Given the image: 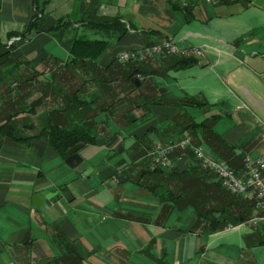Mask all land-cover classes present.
<instances>
[{
    "label": "crops",
    "instance_id": "1",
    "mask_svg": "<svg viewBox=\"0 0 264 264\" xmlns=\"http://www.w3.org/2000/svg\"><path fill=\"white\" fill-rule=\"evenodd\" d=\"M186 2L188 20L170 7L169 0H38L44 16L38 20L36 32L29 31L25 39L13 36L7 43L14 41L12 57L22 56L29 66L35 67H40L47 53L66 59L69 40L79 30L99 31L101 39L107 40L96 57L101 65L121 50L150 45L165 36L170 40L177 37L173 42L178 41L180 48L201 45L196 64L169 70L165 77L154 79L164 103L151 105V120L130 133H145V139L154 136L151 143L167 138L159 136L161 130L145 129L151 124L158 126L172 115L176 97L198 93L208 103L221 102L214 106L233 107L231 114L224 107L223 114L213 123V129L225 141H243L247 155L254 152L251 157L264 156V0ZM31 6V0H0L3 41L6 32L24 28ZM94 15L117 16L127 29L116 36L113 29L88 28L81 21L82 16L90 19ZM57 20L69 24L47 31ZM208 40L219 45L210 46ZM158 58L151 59L153 66L160 63ZM171 71L174 75H170ZM212 107L198 112L207 116L213 113ZM106 139L99 138L97 146L107 148ZM87 146L77 153L81 156ZM98 156L96 150L87 158L95 160ZM81 157L91 167L83 178L63 162L44 136L19 140L0 136V264L231 262L208 247L209 238L223 229L207 234L190 230V210L160 213L157 197L130 181L127 186L120 182L122 189L113 192L89 182L92 174L98 175L107 166L109 178L119 184L115 174L125 178L130 163L140 161H87ZM140 166L139 172L150 164ZM41 191L54 194L36 205L32 195ZM255 237L254 230L243 234L245 246L261 244ZM237 260L236 264H257L241 251Z\"/></svg>",
    "mask_w": 264,
    "mask_h": 264
},
{
    "label": "trees",
    "instance_id": "2",
    "mask_svg": "<svg viewBox=\"0 0 264 264\" xmlns=\"http://www.w3.org/2000/svg\"><path fill=\"white\" fill-rule=\"evenodd\" d=\"M169 2L172 9L180 11L185 20L189 19L186 16L187 2L185 5H181L180 0ZM31 5V14L24 28L21 31L6 32L5 41L0 38V136L16 140L44 136L48 145L62 159L78 152L84 145L95 144L103 137L97 133L100 131H103L107 138L105 145L113 143L114 138L121 133L119 130L106 131L105 123L108 119L113 125H130L138 119L139 126L148 123L152 118L150 106L164 103L154 77H165L169 70L185 69L198 61L194 55H164L158 56L160 63L153 66L151 59L139 64L134 61L119 62L114 56L101 65L97 63L96 57L107 40L74 35L69 40L68 57L65 60L61 61L47 53L41 59L40 67L29 66L24 57L11 56L14 41H7L13 36L25 39L29 31L36 32L38 20L44 13L38 0H31ZM81 21L91 29H113L117 32L116 36L127 29L117 16L106 18L94 15L90 19L82 16ZM66 24H69V21L57 20L47 31ZM162 39L169 38L165 36ZM146 45L149 44L145 43L143 46ZM45 72L49 79H46L48 82H45V85H41L40 77H43ZM134 79L139 81L138 86L135 85ZM43 86L49 87L50 91H45L41 88ZM54 88L56 92L52 91ZM35 91H40L41 95L30 98V93ZM46 93L49 96V104L56 98L60 107L49 108L43 114H37V107ZM220 103H208L198 93L184 94L175 98V110L172 115L165 117L158 126L148 125L145 130H161L167 136L164 142L189 135L192 143L203 144L210 149L214 157L223 160L228 167L237 171L243 157L247 155L242 147L243 141L228 143L213 129V123L219 118V113H211L197 120L187 110H201ZM121 108L123 109L118 113L117 110ZM69 110L73 112L71 122L66 119ZM131 110H140L141 114H129ZM103 112L104 117L99 118ZM25 114L32 117L29 122H26L29 119ZM15 134L24 136L16 137ZM144 134L132 135L134 156H143L145 153ZM176 154L182 157L180 163L186 162V165L177 164L171 169L147 166L139 172V178L135 181L157 197L163 211L190 210L192 216L189 229L205 234L247 221L252 213L250 200L225 190L212 172L192 162L188 149L176 151ZM143 176L145 181L141 182ZM126 181H129L127 177L123 178L121 183ZM261 227L264 232V225ZM255 230L259 233L258 229ZM261 235L264 234L258 236V243L264 242Z\"/></svg>",
    "mask_w": 264,
    "mask_h": 264
},
{
    "label": "rangeland",
    "instance_id": "3",
    "mask_svg": "<svg viewBox=\"0 0 264 264\" xmlns=\"http://www.w3.org/2000/svg\"><path fill=\"white\" fill-rule=\"evenodd\" d=\"M193 25H199L198 22H192ZM190 24V25H192ZM77 36H84L85 38H101L102 37V34L99 32V31H82V30H79L77 31V33L75 34ZM177 37H174L173 40H171L172 42L176 40ZM208 44L210 46H216V45H219L217 42L215 41H211V40H208ZM175 44L177 46H179V42L176 41ZM193 44V43H192ZM195 45V43L193 44ZM201 47V45L199 46ZM199 47H191V48H198ZM200 51V49H199ZM193 53V52H192ZM189 54V55H193V54ZM200 54H194V56H199ZM158 57V56H157ZM201 56H199L200 58ZM155 57H152V58H147L145 60H142V61H135V63H145V62H148L149 59H153ZM65 59V58H64ZM64 59H62L61 61H63ZM170 75H174L173 72L171 71L170 72ZM175 76H177L175 74ZM46 79H49V76L48 74L45 72L43 74V77H40V82L41 85H45V82H48ZM154 79L156 80H159L160 78L158 76H155ZM180 79V78H179ZM187 79H190V78H187ZM177 80H178V77H177ZM179 83H182L181 80H179ZM47 85V84H46ZM43 89H45V91H50L49 87L47 86H43L41 87ZM52 91H55L56 92V88L52 89ZM50 94V92H47ZM45 94V96H43L41 98V101L42 103L39 104V106L37 107V114H43L45 111H47L49 108H53V109H58L60 107V103L57 101V100H53V101H50L51 103L49 104V96L48 94ZM123 93V92H121ZM120 93V94H121ZM41 95V92L40 91H35L34 93H30V98L31 97H38ZM224 107L226 109H228V112L231 114V112H233V107L231 108H228L225 104H224ZM224 107H218V106H213L212 107V110L211 112L213 113H219V114H223L224 112ZM123 108L117 110V112L119 113L120 110H122ZM209 112V113H211ZM116 113V111H115ZM139 113L141 114V111H137V110H131V112L129 114H132L134 116H137L139 115ZM188 113L195 116L196 119H201L203 118L205 115H201L199 112H198V109L197 108H189L188 109ZM21 116V115H20ZM26 118H28L29 120H27L26 122H29L31 120L32 117H30L29 115L25 114ZM73 116V112H71L70 110L68 111V115H67V120L68 122H71V120H73L72 117ZM103 118L104 117V112L100 114L99 118ZM140 120H135L133 122L130 123V125H123L121 123H118V125H113L110 123V120L108 119L107 122L105 123V129L106 131H108L109 129L111 130H119L121 134H118L117 137L114 138V142L111 143V144H108L106 145L107 148H105L104 146L100 147V146H97V144H93V145H88L86 149L82 150L80 152L81 156H83L87 161H140V163L138 162L137 164H131L125 169V173H126V177L128 178V180L130 182H132V185L135 184V181L138 180V174H139V170L141 168L140 165L143 166V163H149L150 164V167H153L155 165L152 164V161H151V150H152V146L155 142H164V140H166V138H161V139H156V141H154L153 143L152 142V139L154 140V136L153 137H149L148 139H143V142L146 144L145 147L143 148V152L144 155L143 156H134L133 154L135 153V150H134V146L132 147L133 143H134V139L133 137L131 136L132 134L130 133L133 129L137 128L139 126V123ZM116 126V127H115ZM219 129V127H218ZM99 135L105 137L104 135V132L103 131H100V132H97ZM160 137L164 136V137H167L165 133L161 132L159 133ZM124 136V137H123ZM183 137V136H181ZM180 137V138H181ZM106 138V137H105ZM174 139H178V138H172V140ZM151 140V142L149 141ZM170 140V141H172ZM132 141V143H131ZM194 144V143H193ZM203 145V144H201ZM139 147V146H138ZM142 149V148H141ZM98 151L100 156L98 157H94V159H91V158H87L89 155H91V153H93L94 151ZM131 153V154H130ZM250 154V156H254L255 153H248ZM216 158V157H215ZM184 161V160H183ZM179 162V166H183V165H186V162H183V163H180V160H178L174 165H177V163ZM172 166L171 168L175 167V166ZM178 166V165H177ZM107 166H105V168H103V171H101V173H99L98 175H94L92 174L90 176V179H89V182L91 185L93 186H96L97 188H101V187H105V188H108L111 192L113 191H117V189H122L121 188V180L124 178H122V176H119L121 174H115V176H117L116 178L118 179L119 181V184L113 182L110 178H109V169L106 168ZM158 167V166H157ZM161 168V167H160ZM171 168H162V169H171ZM203 169V168H202ZM209 171V170H208ZM131 172V174H130ZM122 178V179H121ZM144 176L143 178L140 179L141 182H144ZM216 179V177H215ZM129 181H126L124 182L125 183H129ZM123 186V185H122ZM161 212H164L162 208H160V213ZM191 216H192V213H190ZM190 216V218H191ZM250 218V217H249ZM190 223V221H189ZM262 225L261 224H257V225H254V224H250V223H241V224H238V225H235V226H231V227H225L221 233L219 234H216L212 237L209 238V245L208 247L210 248H215L214 249V253H216L217 255L219 256H222V257H228L229 260L231 261L230 263L228 264H236L238 263L237 261V256L239 254V252H244L246 254V256H248L251 260H254L255 263L257 264H264V242L261 243V244H255V245H249V246H245L244 244V240L242 239V235L247 233V232H251L252 230L256 231L255 229H258V232L257 233V237L256 238V241L258 239V236L262 233L264 234V232H262ZM258 227V228H257ZM261 227V228H260ZM186 228H188V225H186ZM262 238H264V235H261ZM222 245H221V244ZM257 243V242H256ZM220 245V246H219Z\"/></svg>",
    "mask_w": 264,
    "mask_h": 264
},
{
    "label": "built area",
    "instance_id": "4",
    "mask_svg": "<svg viewBox=\"0 0 264 264\" xmlns=\"http://www.w3.org/2000/svg\"><path fill=\"white\" fill-rule=\"evenodd\" d=\"M187 0H180L185 5ZM215 3L219 0H203ZM193 52V53H192ZM200 54L198 48H180L169 39H161L137 49H124L116 54L119 62L142 61L147 58L164 55ZM189 150L190 159L199 167L212 172L220 185L229 193L238 195L252 202V213L247 223L264 225V156L245 155L240 168L234 171L227 164L201 144H193L191 136L184 135L172 141L155 142L151 150L152 164L161 168H171L182 157L176 151ZM245 223V222H243ZM228 228L231 225L227 226Z\"/></svg>",
    "mask_w": 264,
    "mask_h": 264
},
{
    "label": "water",
    "instance_id": "5",
    "mask_svg": "<svg viewBox=\"0 0 264 264\" xmlns=\"http://www.w3.org/2000/svg\"><path fill=\"white\" fill-rule=\"evenodd\" d=\"M134 83L136 86L139 85V81L137 79H134ZM63 162L74 170L76 175L79 177H84L91 171V167L88 166V163L82 159V157L77 153H71L63 158ZM128 183H125L124 186H127ZM54 192H47V191H41L39 194L32 195V202L36 205H39L41 203V200L44 198L50 197ZM181 264H190L188 262H184Z\"/></svg>",
    "mask_w": 264,
    "mask_h": 264
}]
</instances>
